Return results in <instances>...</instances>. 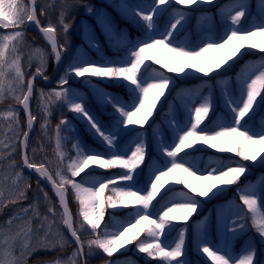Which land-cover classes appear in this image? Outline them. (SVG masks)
<instances>
[{
    "label": "snow or ice",
    "instance_id": "6c2138e0",
    "mask_svg": "<svg viewBox=\"0 0 264 264\" xmlns=\"http://www.w3.org/2000/svg\"><path fill=\"white\" fill-rule=\"evenodd\" d=\"M32 2L35 5L36 0ZM172 3L189 9L201 5H214L216 0H152L147 10L120 0L114 7L123 14L136 18L144 27L143 38H137L135 41L127 38L115 40L114 47L121 45L127 47L128 58L104 59L101 63L82 55L74 56L64 75L57 82L63 90H53L49 93L41 91L42 100L46 97L51 99L53 96L66 100L77 117L86 122L92 135L105 145L107 152L86 150L77 140L73 145L76 150L75 156L64 153L61 142L66 138L60 133L62 127L66 128L71 121L62 117L60 124L56 126L57 159L48 161L44 158L37 162L35 156L38 151L43 150L42 143L37 147H31L32 156L29 155L30 137L37 118L30 109L35 76L25 80L19 53L25 47V29L28 22H31L47 38L52 52L55 53V60L59 62L62 54L70 48L68 33L72 24L65 21V14L73 5L67 4L66 0H53L52 4L45 3L40 6L41 16H47L51 11L59 8L58 26L64 33V40L58 46L57 25L49 20L47 26H41L36 7H29L23 0H0V33H2L0 34V100L11 97L15 104L20 106V108L9 107L4 113L7 127L0 125V167L5 169L0 175V210L6 206V203L18 205L26 199L25 193L31 188V184L23 175L24 167L50 182L62 209L58 211L47 192H43L40 188L38 180V194L43 192L44 199L48 203L47 212L41 215L37 205L30 204L28 207L18 208L16 214L6 221L8 231L4 233L3 243L0 246V264H29V258L36 250H58V246L62 247L68 243L61 231L62 227H66L70 234L75 250L67 261L56 258L50 264H88L87 257L96 249L102 250L106 255L107 264H119V257L111 259L114 254L121 249L127 251V246L137 241L136 251L147 254L148 257H160L164 264H189L184 258L187 222L197 213L203 202L214 199L225 187L234 185L241 175L250 173L251 167L255 166L257 161L264 166V128L259 131L253 130L257 117H264V109L257 112V108L264 104L262 98L264 65H262L259 75L244 82L238 99H233L231 96L225 98L224 103L231 113V122L213 124L212 120H206L209 116H216L210 91L203 102L194 107L189 126L176 129L174 143L163 144L160 147V154L165 158H171L167 166L157 168L152 173L146 189L142 190L135 186L144 168L151 165L152 159L148 154L146 133L136 129L146 128L150 120L155 124L153 117L156 116L158 103L166 96V91L170 87H175L174 76L200 74L209 77L213 73H219L221 69L227 71L232 63L238 62L237 58H244L247 54L243 51L245 49L264 54V39H255L264 37V0H257L256 8H252L248 0H233L229 13L231 25H239L242 18L247 21L251 16H257L259 22L253 23L248 29L230 27L222 39L202 38L199 42H183L176 39L188 19L184 11L177 10L175 16L167 23H161L164 12L170 10ZM84 8L88 14L94 11L91 5H84ZM97 22L102 25L111 41L114 35L111 25L99 13H97ZM3 30L10 31L4 33ZM86 39L89 47L99 50V43L93 36L86 34ZM36 51L39 53V50ZM39 58L41 63L36 72L43 76L45 57L40 54ZM153 63L159 68H154ZM161 68L163 70H160ZM73 78L86 80L94 87L97 101L111 105L116 116L112 123L102 124L89 111L83 97H78L68 87L69 80ZM98 80L124 84L131 90L133 102L129 104L127 101H121L113 94L96 87L94 81ZM218 83L223 85L225 82L221 80ZM20 109L26 115V130L20 124ZM45 110L50 112L47 105ZM209 125L213 127L209 128ZM41 127L46 132L47 123ZM131 133L136 137L134 147L128 153L117 151V148L125 143L126 136ZM4 149L7 151H2ZM208 149L234 154L240 159L233 163L219 161L215 166L202 170L194 157L196 153L202 150L206 152ZM17 152L20 154V162H17L13 155ZM184 157H193V160L189 163ZM244 162H251V165ZM90 165L94 166L93 169L95 166L103 169L120 167L126 171L118 178L112 177L107 181L90 174L78 182L76 178L81 177ZM51 166H54V172L49 171ZM9 176L14 177L10 185L6 183ZM117 181L121 183L112 189L114 195L106 197L105 190L110 184H117ZM172 181L184 186L188 191L180 193L179 201L162 204L164 197H161V200L157 201L160 207L153 206V201L157 200L161 189ZM85 182L90 183L91 186L84 187ZM69 190H73L79 199L82 219L74 221L68 206ZM172 191L174 189L170 188L169 192ZM239 199L243 206L253 210L256 235L260 243L264 244V214H259L254 209L257 204L256 196L246 192ZM261 203L264 205V198ZM108 206L114 210L118 206L132 207L135 209V215L128 218L118 230L110 231L109 226L105 225L104 231L97 234ZM150 206L153 207V211H149ZM58 216L59 220H57ZM174 222H182L185 226L180 228L174 245L168 246L162 242L161 237L165 234L166 226L170 231L174 227ZM218 228L227 237H238L248 228L247 213L241 207L239 213L228 222H224L223 218L218 216ZM145 231L152 238L151 240L139 239ZM85 233L89 236L86 242L82 240V235ZM199 247L201 254L210 258L212 264H264V260L258 259V249L254 239L244 249V253L237 257L229 255L226 250L218 247L214 250L203 239Z\"/></svg>",
    "mask_w": 264,
    "mask_h": 264
},
{
    "label": "rangeland",
    "instance_id": "374dc122",
    "mask_svg": "<svg viewBox=\"0 0 264 264\" xmlns=\"http://www.w3.org/2000/svg\"><path fill=\"white\" fill-rule=\"evenodd\" d=\"M100 3L91 5L94 9L92 14H88L86 18L80 20L79 24L77 25L75 31L79 35L80 43L76 46H73L70 43V49L73 50V55L71 60L69 61L68 57H66V61L64 67L61 71V76L64 75V72L69 63L72 62L74 56L82 55L86 58L97 61L103 62L104 59L112 60L108 54H104L103 45L105 41L109 42L110 44H114L117 38L123 39L127 38L128 40L135 41L137 38H143V36L139 37L136 36L135 38H131L128 33H121L117 26V18L122 19L123 21H131L139 22L136 18L123 14L119 11L115 4L119 3L120 0H117L114 4L112 0H99ZM24 3L27 4L26 0H23ZM125 2L132 6L142 7L147 10L152 3V0L143 4L135 3L134 0H125ZM141 2H145L142 0ZM251 4L252 8H256L257 0H248ZM218 1L214 5H201L200 7H194L193 10H184L182 8H177L171 4V8L169 11L164 12L161 23H167L172 17L175 16L177 10H181L185 12V15L188 17V14H193L194 21L189 22V18L187 19L184 28L179 31L183 33L181 38H176L178 41L183 42H191L195 41L193 32L194 31H202V36L200 40L203 39H222V37L226 34L230 27H239L241 29H248L253 23L259 22V18L257 16H251L247 21L243 18L239 25H231L229 13L232 9L233 0L230 1H221L222 7L217 8ZM28 5V4H27ZM207 8L208 10H204ZM258 11V9H257ZM97 13L105 18V20L111 25L112 32L114 33L112 40L110 41L108 35H106L105 30L103 29L102 25L97 22ZM234 14V12H232ZM140 23V22H139ZM146 23V22H145ZM141 24V23H140ZM225 24V25H223ZM10 30H3L4 33ZM2 34V33H0ZM25 31V37H26ZM86 34L91 35L94 39L99 43V50L89 47L86 39ZM256 40L264 39V37H257ZM199 40V41H200ZM197 41V42H199ZM34 44V45H33ZM33 44L25 43V47L22 52L19 53L21 57V66L25 73V80L28 79V70L31 68H39L40 67V54H43L45 57V66L43 68V73L46 75L48 73V62L50 59V49L48 46H44L41 44L36 43ZM123 46V45H121ZM39 50V53L36 51ZM96 53V54H95ZM251 56L244 55L243 59H238L237 63H234V67L229 68L227 71L223 69L220 70L219 73H213L209 77H204L200 74L196 75H187V76H174L175 80V87H170L166 91V96L161 99L158 103V107L156 109V116L158 115L159 111L166 110L168 113L167 119L162 120H155L156 116L153 117L155 124L153 121L150 120L149 126L144 129H137L136 131H144L147 137L148 143V154L151 156V165L144 168L143 173L141 174L139 181L136 183V187H140L142 190L147 188L148 180L150 179L152 173L160 167L167 166L168 161L171 158H165L160 154V147L163 144H172L175 141L176 137V129L177 128H186L189 126V122L192 118V113L194 111V107L198 106L200 103L203 102L204 98L209 95V92L212 93V99L214 102V111L216 112V116L213 118V124L216 122H231V113L225 106L224 100L225 98L231 96L233 99H238L240 97V92L243 89V84L246 80L250 81L251 78H254L256 75L260 74L261 66L264 65V54L259 53L258 51L250 52ZM97 55V56H95ZM128 49L126 47V54L124 59L128 58ZM163 59V57H161ZM231 63V62H230ZM154 68H159V66L153 63ZM160 70H163L162 68ZM169 75H173L170 74ZM60 76V77H61ZM73 79L69 80L70 87L78 97H83L85 99V94H87L92 100L99 103L96 98L95 89L92 85H89L85 82V86L87 87L88 91L85 89H79L78 86L73 82ZM223 80L225 83L221 85L218 81ZM189 81V82H188ZM98 82L103 81H94L96 87L103 89L115 96V92L109 88L102 87ZM125 86V85H124ZM125 89L131 91L129 88L125 86ZM63 90V89H61ZM41 96V94H39ZM191 97L192 100L190 103H187L186 98ZM262 98H264V92H262ZM76 99V97H74ZM134 99H131L127 103L131 104ZM5 101H10V104L2 106ZM79 102V100H77ZM65 106L67 107L69 114L66 116V119L71 121V124L68 125L65 129H81L88 136L93 137L91 131L86 126V122L82 121L77 115L71 110V105L68 104L66 100H64ZM257 103H260L258 98ZM102 104V103H100ZM178 105V108H177ZM18 108L16 107L15 102L8 97L5 100H0V125L7 124V119L4 116V113L9 109ZM89 111L92 113L90 108L87 106ZM183 109L185 112L189 114V117L183 124L179 110ZM261 109H264V104H261L259 108H257V112H260ZM20 114V111H19ZM93 114V113H92ZM23 126V125H22ZM204 126L203 124L201 125ZM24 127V126H23ZM209 128H212L209 126ZM261 128H264V117H257L256 124L253 127L254 131H259ZM168 129V130H167ZM135 134L131 133L126 136L125 143L117 148V151H121L124 153L130 152V150L134 147L135 142ZM77 140L84 146L87 150L84 141L82 140L81 136H77ZM75 141V143L77 142ZM74 143V144H75ZM119 143V142H118ZM102 146L106 149L105 145ZM4 152L7 149L2 150ZM73 151L75 153V149L73 147ZM16 153L13 155L15 156ZM75 156V155H74ZM183 156V154H182ZM189 161L192 162L193 157H184ZM194 159L199 162V167L204 170L211 166H215L217 162L223 161L224 163H233L235 160L240 158L235 157L234 154L230 153H220L218 151H213L208 149L205 151H200L196 153ZM251 165V162H244ZM93 165H90L85 171H99L103 168L95 166L93 169ZM120 168V167H115ZM122 169V168H120ZM3 167H0V175L3 174ZM126 171L125 169H122ZM18 171V170H17ZM24 176H26L23 173ZM28 178V181L30 178ZM119 177V174L112 173L111 177ZM14 177L9 176L7 178L6 183L8 185L11 184ZM79 182V181H78ZM29 183H31L29 181ZM121 183L117 181V184H112V189L117 187L118 184ZM84 187H90L91 184L85 182ZM172 188L174 191L169 192V189ZM188 191L184 186L175 184L174 181L165 185L163 189H161L160 194L157 197L156 201H153V206L159 208L160 205L157 204V201L161 200V197H164V200L161 203H169L171 201H179L181 199L180 193ZM44 192V191H43ZM43 192L38 194V189L31 188L27 190L25 193L26 199L22 200L20 204H7L6 206L0 210V246H2L4 233L8 231L6 221L13 215L16 214V211L20 207H28L30 204H36L39 212L41 215L46 214L48 203L45 201ZM74 193L75 197L76 194ZM113 192V191H112ZM254 194L257 198V204L254 206V209L259 214H264V205H262L261 200L264 198V166H262L259 161L256 162L255 166L251 167L250 173H245L241 175L240 179L232 186L225 187L222 192H220L214 199L209 201L203 202L202 206L198 209L197 213L193 215V217L187 222V237H186V247H185V259L189 262V264H204L205 261L211 262L210 258H207L205 255H202L200 252V242L203 239L209 246L215 248H220L221 250H226L229 255L237 257L241 256L244 253V249L247 248L248 244L252 243L253 239L256 242L257 249H258V259L262 258L264 260V244H261L259 241V237L256 235L255 226L253 224V210L248 209L247 206H243L242 202L240 201L239 197L245 193ZM167 193V196H165ZM7 195V192L5 193ZM114 192L112 195L113 196ZM49 196V195H48ZM106 196V193H105ZM50 197V196H49ZM107 197V196H106ZM198 198V197H197ZM51 199V198H50ZM76 200L79 204V210L81 213V205L79 199ZM53 202V200L51 199ZM54 203V202H53ZM243 208V211L247 213V224L248 228L245 233H242L244 239L242 241V246L237 247L236 239L238 237H227L226 234L218 228V216L222 217L224 222L230 221V219L236 216L239 211ZM128 207L118 206L115 210L112 209L110 206L106 207L107 210L111 215V226L109 227L110 231H116L119 227L126 222L123 216L119 215L121 211ZM132 208V207H131ZM153 207L150 206L149 211H153ZM135 215V209L133 208V217ZM81 217V215H80ZM82 219V217H81ZM59 220V216L57 217ZM33 224H36V221H33ZM185 225L182 222H174V227L169 231L168 227L166 226L165 234L162 235L161 240L164 244L168 246H173L178 235L180 228L184 227ZM64 237L67 239L68 243L63 245L62 247L58 246V249L65 248L70 244V241L67 235L64 232L63 227L61 228ZM104 231V229L102 230ZM97 230V234L102 232ZM84 241L86 242L89 239V236L85 233ZM131 235V233L129 234ZM143 233L140 235L142 236ZM94 238V237H93ZM151 240L152 238L148 236V233L145 234L144 240ZM136 248L131 247L130 245L127 246V251L121 249L114 255H118L121 253L127 254L128 259L127 261H123L119 264H139L137 261L138 257H142L144 262H151L154 259L158 258L161 261V264H164L162 258L160 257H148L147 254L139 253L136 251ZM75 249L72 250L71 253H64L62 256H58L56 258L67 261L71 256ZM56 251V250H55ZM53 250H36L30 258L39 252L45 253H52L55 252ZM102 250L96 249L90 257H96L97 255L101 254ZM29 258V259H30ZM54 258V259H56ZM53 260V259H52ZM52 260H48L42 262L40 264H50Z\"/></svg>",
    "mask_w": 264,
    "mask_h": 264
},
{
    "label": "trees",
    "instance_id": "16d2710c",
    "mask_svg": "<svg viewBox=\"0 0 264 264\" xmlns=\"http://www.w3.org/2000/svg\"><path fill=\"white\" fill-rule=\"evenodd\" d=\"M41 3V5L48 3V4H52L53 0H39ZM116 1V0H114ZM142 0H134L135 3L141 4ZM146 2L150 1V0H145ZM218 1V5L217 8L222 7V5L220 4L221 1H226V0H216ZM230 1V0H227ZM96 2V0H66V3L69 5H73V7L69 8L68 11L65 14V21L69 22L72 24V28L68 33V37L70 39V41L73 44H78L79 43V38L78 36L75 34L74 32V27L77 25V23L86 16V11L84 8V5H88V4H94ZM176 6L178 4L174 3ZM40 5V6H41ZM184 8V7H181ZM40 9V7H39ZM39 9H38V18L40 19L41 23L44 24L45 26H47L49 20L52 21V23L54 25H57V35L61 41V43H63L64 40V33L60 30L59 26H58V20H59V8H57L55 11H51L47 16H41L39 15ZM185 9V8H184ZM204 10H207L206 8ZM191 20H193V17L191 18ZM117 24H118V28L120 29V32H127L131 35V37H135V36H142L144 34V28L142 27V25L139 22H124L121 19L117 20ZM202 31H198L194 33V38L196 39V41H198L200 39ZM181 36V33H178V36ZM35 39L40 41L39 36L36 33L30 32L28 38L25 39L26 42H30L31 40ZM125 48L126 46H120V47H114L113 45H104V51L105 53L109 54L113 60H118V59H123L124 58V54H125ZM68 55L69 58H71L72 56V51L68 50ZM244 52H246L247 54H251V50L245 49L243 50ZM54 71V63L52 61H50V65H49V76H51L53 74ZM78 82V85L83 87L84 86V81L81 80H76ZM102 86L108 87L109 89L116 91L117 92V97H122L124 99V101H129L130 98H132L130 96V92L124 89V85L122 83H115V82H111V81H104L103 83H101ZM38 88H40V92L43 91L44 93H49L52 92L53 90L56 91H61L60 90V86L55 85V87L51 88V89H46L43 84L41 82H39L37 84ZM84 88V87H83ZM190 100V99H189ZM188 100V101H189ZM86 104L89 105V100L87 99V101H85ZM46 105L48 108H50V112H46ZM91 110L93 112V114L101 121L102 124H110L111 122H113V120L115 119V113L113 112V109L111 107V105H105V104H95V103H91ZM32 113L37 117V121H38V127L36 129V132L33 136V139L30 142V150H29V155L32 156L31 153V147H37L38 144L42 143L43 144V150L38 151L35 159L37 160V162H39L40 160L46 158L48 161H55L57 159V153H56V144H55V138H56V126L60 124L62 117L65 118L66 114H67V110L64 106V100L62 98H57L55 96L51 97V99H48L47 97L42 100L41 97L36 96V101L35 104L33 106L32 109ZM161 116L165 117V112L161 113ZM188 115L186 114L185 116H183V120L187 119ZM212 116H209L206 120H212ZM20 122L25 123V117L23 115H20ZM45 123H47V129L46 132L42 129L41 125H44ZM4 128H6V125H2ZM211 126V125H210ZM80 134L87 145V149H92L95 151H103V152H107L106 149L102 148L100 146V143L98 142V140L96 139V137L94 138H89L87 136L86 133L81 132V131H77V130H65L64 127H62L61 133L60 135L62 137H65L66 139L62 140V151L64 153H66L67 155L73 156L74 157V151H73V145L74 142L76 140V135ZM15 159L17 160V162H20V154L18 152V154L16 155ZM49 171L54 172V166L49 167ZM112 173H119L121 174L122 172L118 169L110 168V169H103L101 171H95V172H89V173H85V174H81V177H77V180H81L82 178H87V176L94 175L99 179H104L105 181H107L110 178V175ZM33 185L34 188H37V180L34 179L33 181ZM40 188L43 189L44 192H47L50 194L49 190L43 185L40 184ZM106 194L110 195L112 194L111 192V184L109 185L108 189H106ZM70 202H69V207L70 210L73 214V217L75 218V221L80 219V214H79V205L76 201H74V196L70 193ZM54 199V198H53ZM57 207V205H56ZM58 209V207H57ZM120 215L124 216L125 219L127 220L128 218L132 217V209L128 208L125 209L123 212L120 213ZM105 225L110 226V215L108 212L105 211V216L104 219L102 220L101 223V228H104ZM243 237H240L238 240H242ZM140 240L144 239V236L139 237ZM241 243V242H240ZM136 244H138L137 242H134L133 244H131V246L133 248L136 247ZM66 250H69L68 248ZM60 251H58L59 253ZM54 255H46L43 253H40L36 256H34L29 264H36L38 262L47 260L49 258H52ZM117 257H119V263L122 262V259L125 258L126 260V256L125 255H117V256H113L111 259H116ZM107 257L106 255H100L97 258H94L93 260L89 261V264H103L105 262H107ZM143 259H139L140 264H145L143 261ZM150 264H160L158 259H154L152 262H150ZM205 264H212L209 262H206Z\"/></svg>",
    "mask_w": 264,
    "mask_h": 264
},
{
    "label": "water",
    "instance_id": "95a60500",
    "mask_svg": "<svg viewBox=\"0 0 264 264\" xmlns=\"http://www.w3.org/2000/svg\"><path fill=\"white\" fill-rule=\"evenodd\" d=\"M29 2H30V6H31V7H36V8L38 7L37 2L35 3V5H33L32 0H29ZM29 24L33 27V30L37 31V32L40 34V36L42 37V40L45 41V43H47V44L51 47V44L47 41V38L44 37L43 34L38 30V27H37L36 25L32 24L31 22H29ZM57 42H58V41H57ZM52 54H53V56L55 57V53L52 52ZM61 64H62L61 60H60L59 62L56 61V68H55V73H54L53 81H54V79L57 78V75H58L59 72H60ZM34 76H35V80L33 81V83H34V90H33V96L31 97V100H30V109H31V107H32V103H33L34 92H35V82H36V80H42V81H44L45 83H48V82L52 83V80H50V79H45L43 76L38 75L37 72L35 73ZM35 125H36V122H34L33 129L35 128ZM33 129H32V131H33ZM24 168H25V170H26L28 173H30L31 175L37 177L41 182H43V183H44V184L50 189V191L53 193V195L55 196V198L58 200V197L55 195V192H54V190H53V188H52L50 182H48L47 180H45V179L39 177V175H38L37 173H35L34 171L29 170V169H27L26 167H24ZM67 199H69V194H68V196H67ZM58 203H59V200H58ZM59 206H60V205H59ZM61 210H62V209H61ZM65 229H66V227H65ZM66 231H67V230H66ZM67 232H68V231H67ZM69 235H70V234H69ZM70 237H71V236H70ZM71 239H72V238H71Z\"/></svg>",
    "mask_w": 264,
    "mask_h": 264
}]
</instances>
